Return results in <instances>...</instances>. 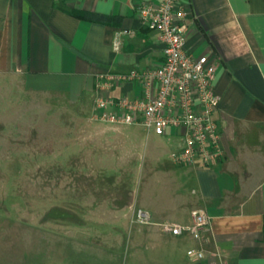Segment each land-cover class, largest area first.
Masks as SVG:
<instances>
[{"label": "crops", "instance_id": "obj_1", "mask_svg": "<svg viewBox=\"0 0 264 264\" xmlns=\"http://www.w3.org/2000/svg\"><path fill=\"white\" fill-rule=\"evenodd\" d=\"M140 5L141 0H0V75L12 77L16 87L88 104L90 115L100 94L139 97L138 82L111 90L98 83L107 69L130 72L162 62L160 32L140 17ZM177 7L185 12L178 18L186 25V49L207 54L217 66L220 103L214 117L224 156L208 165L176 164L170 152L184 139L151 131L156 136L147 141L136 205L152 221L138 224L133 245L146 255L158 252L149 257L152 264H264V0H180ZM199 210L211 217L199 239L160 227L166 221L189 224ZM191 247L204 257L191 258ZM8 258V264H65Z\"/></svg>", "mask_w": 264, "mask_h": 264}, {"label": "rangeland", "instance_id": "obj_2", "mask_svg": "<svg viewBox=\"0 0 264 264\" xmlns=\"http://www.w3.org/2000/svg\"><path fill=\"white\" fill-rule=\"evenodd\" d=\"M13 83L0 75V264L10 255L152 264L159 253L133 244L141 169L156 135L95 121L88 104Z\"/></svg>", "mask_w": 264, "mask_h": 264}, {"label": "built area", "instance_id": "obj_3", "mask_svg": "<svg viewBox=\"0 0 264 264\" xmlns=\"http://www.w3.org/2000/svg\"><path fill=\"white\" fill-rule=\"evenodd\" d=\"M179 1L141 0L140 17L160 32L163 60L145 70L102 71L98 83L102 90L135 82L142 90L134 99L127 94L98 95L91 118L113 127L140 125L160 136H181L184 144L170 152L171 160L180 165H208L224 156L222 133L214 117L220 103L214 84L217 66L207 54L196 56L186 49V25L178 18L185 12L177 7ZM115 47H119V41ZM136 216L140 223L152 221L151 214L142 208L136 210ZM210 223L209 214L199 210L189 224L166 221L160 227L173 235L188 232L199 239ZM187 254L194 260L204 257V252L195 247L189 248Z\"/></svg>", "mask_w": 264, "mask_h": 264}]
</instances>
